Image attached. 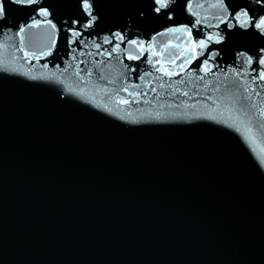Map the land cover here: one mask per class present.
I'll use <instances>...</instances> for the list:
<instances>
[{"label":"water","instance_id":"1","mask_svg":"<svg viewBox=\"0 0 264 264\" xmlns=\"http://www.w3.org/2000/svg\"><path fill=\"white\" fill-rule=\"evenodd\" d=\"M89 2L0 0V264H264V0Z\"/></svg>","mask_w":264,"mask_h":264},{"label":"snow or ice","instance_id":"2","mask_svg":"<svg viewBox=\"0 0 264 264\" xmlns=\"http://www.w3.org/2000/svg\"><path fill=\"white\" fill-rule=\"evenodd\" d=\"M16 3H21V2H24V0H15ZM28 3H39V0H27ZM171 2V0H155V3L158 5V7H156V11L159 12L161 11L162 9H166L168 8L169 6V3ZM214 7L216 6H219L221 8L224 7L223 5V0H221V3L219 5H213ZM91 3L89 2V0H83V8L89 12V14H91ZM4 11V8H3V4L0 3V14H2ZM41 15L43 16H47L48 15V12L46 10L42 11L40 13ZM241 16H247V12H241L239 15L235 16L234 18L239 20ZM92 20H95V17L93 16L92 17ZM251 24V26L257 28V29H260L262 31H264V18L262 19H259L258 21H252V20H242L241 21V25L244 26V27H247ZM32 26H36V25H32ZM87 26H91L90 24L87 25ZM229 26H231V24H229ZM52 27H55L54 25ZM21 31H23V29H21ZM169 31H172V32H175V31H190V30H187V29H170ZM74 35H79V33H74ZM200 46L203 47L204 46V41H200ZM113 51H115V49H113ZM109 55H111V53H109ZM37 60L40 59V57H35ZM131 58V57H130ZM251 57L249 58V63H251ZM260 63L264 64V61H260ZM165 74L166 75H171L170 72H167L165 71ZM259 79H264V73H261L260 76L258 77ZM187 93H185L186 95ZM123 102H127V101H123ZM262 115H264V112H262ZM264 126V125H262Z\"/></svg>","mask_w":264,"mask_h":264}]
</instances>
